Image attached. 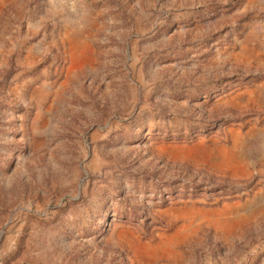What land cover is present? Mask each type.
Masks as SVG:
<instances>
[{"label": "rangeland", "instance_id": "1", "mask_svg": "<svg viewBox=\"0 0 264 264\" xmlns=\"http://www.w3.org/2000/svg\"><path fill=\"white\" fill-rule=\"evenodd\" d=\"M0 264H264V0H0Z\"/></svg>", "mask_w": 264, "mask_h": 264}, {"label": "water", "instance_id": "2", "mask_svg": "<svg viewBox=\"0 0 264 264\" xmlns=\"http://www.w3.org/2000/svg\"><path fill=\"white\" fill-rule=\"evenodd\" d=\"M220 147L216 143H211L207 145L201 141H195L191 144H178V145H169L166 151V157L175 156L179 160H188L195 164H203L212 169H216L218 171L224 170L223 168H218L215 166V163L219 161L216 154V149ZM226 149H232V147H224ZM228 150V151H229ZM222 169V170H221ZM232 203H230L231 205ZM229 205V204H228ZM193 206H196L193 204ZM182 210V209H180ZM179 210V211H180ZM209 210H218L216 208Z\"/></svg>", "mask_w": 264, "mask_h": 264}, {"label": "bare ground", "instance_id": "3", "mask_svg": "<svg viewBox=\"0 0 264 264\" xmlns=\"http://www.w3.org/2000/svg\"><path fill=\"white\" fill-rule=\"evenodd\" d=\"M83 45L80 44L79 42H77L75 39L71 41L70 43V50H71V56H72V60L73 61H76L79 59V51L82 49ZM226 149L224 148V146H218V148L215 150L216 151V158L219 159L218 162L215 163V166H217L218 168H223V169H230L232 172H233V168H231L230 166H228L226 163L227 159L230 160L231 163L234 162V160H237L236 159V155H237V151L235 150V146H234V142H233V139H232V149ZM222 170V169H221ZM188 208H191L190 210H195V211H202L204 213H208V214H215L213 211H219V210H222V209H238L237 206H235V204H227L225 205L224 207H222L221 209H218V210H206V209H203V208H197L196 206H191V207H188ZM184 210V209H182ZM190 212L188 213H182V215H187L189 214ZM201 212H198V214L200 215ZM191 215V214H189ZM215 216V215H213ZM169 239V238H167ZM160 240H162V238H160ZM170 240V239H169ZM168 240V241H169ZM164 243H161L160 245L156 246V243L155 244H151L152 245V248L153 249H160ZM144 249H148V248H143V252H148V251H145Z\"/></svg>", "mask_w": 264, "mask_h": 264}]
</instances>
